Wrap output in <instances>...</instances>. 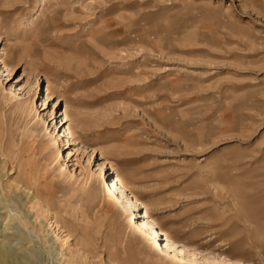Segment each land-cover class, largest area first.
Returning a JSON list of instances; mask_svg holds the SVG:
<instances>
[{"label": "rangeland", "instance_id": "374dc122", "mask_svg": "<svg viewBox=\"0 0 264 264\" xmlns=\"http://www.w3.org/2000/svg\"><path fill=\"white\" fill-rule=\"evenodd\" d=\"M3 206L29 264H264V0H0Z\"/></svg>", "mask_w": 264, "mask_h": 264}, {"label": "bare ground", "instance_id": "6f19581e", "mask_svg": "<svg viewBox=\"0 0 264 264\" xmlns=\"http://www.w3.org/2000/svg\"><path fill=\"white\" fill-rule=\"evenodd\" d=\"M65 134H67V136H69V134L71 135L70 128L65 131ZM113 183H112V187H109L108 189H110L109 191H112V192L114 190L120 191V193L125 197L124 200H125V203H126L125 205L126 206H124V207H125L126 211H131L133 208H135L136 207V202L134 201V199L133 198H128L127 196H125L124 181H123V179L121 178L120 175L117 176L116 178H114ZM20 185H21V188L24 189V195H25V197H24L25 201L22 202L21 205L24 208H28V209L34 211L35 213H38L39 211H41V212L47 214L49 218H47V217L46 218H47V220L48 219H50V220H48L46 224H48L49 225V229L52 230V235H54V239L53 238L52 239L54 241L60 242L63 245V247H64V245H67V243L69 242L68 240H71L70 239L71 233L68 232V231H66V229L64 227H62L61 225H59V223L56 220V216H52V215L49 216V213H51L50 212L51 209H49V204L45 201V199L42 198L41 193L37 192L36 190H33V189L29 188L28 186H25L24 184H22L20 182H18L16 184L15 189L17 190ZM0 209L6 210V212H0V215H3V214L6 215V217H4V219H3V223L4 222L6 223L7 222V219H9L10 216H11V214H10L11 210H9L7 206L0 207ZM9 221H11V220H9ZM34 222H39L36 217L34 218V221L32 219H26V218L23 219V220H21V221H19V223L22 224L24 227H28V225L34 224ZM154 223L157 225V222L154 221ZM3 225L6 226V228L3 230V232L5 233L4 237H6L7 234H8L7 232L8 231H11V230H12L11 231V235L14 234L13 233L14 228L7 226V225H9V222H7L6 224H3ZM48 225H46V226H48ZM62 230H63V233H66V235L64 236L66 239L62 238L63 236L61 237L59 235V233L56 232V231H62ZM82 242H83V240H82ZM95 243L96 242L92 241V244L90 243L91 245H89V246L92 248V246H94ZM79 244H81V243L78 242V243H76L74 245H75V247H78ZM18 245L20 247H17V249H21L22 252L30 249L29 247L28 248H24V246L21 243L11 244L10 241H9V239H7V241L4 239V240H2L0 242V257L2 259V260H0V264H2V263H4V264L5 263H7V264H29V260L30 259H28L26 257H24V259H23V257L20 258V257L17 256V254H15L13 252L14 251L13 248L16 247V246H18ZM72 251L73 252L71 254L73 255V253H75V252H74V250H72ZM79 252H80L79 250H76V253L77 254ZM85 255H86V253H85ZM61 257H62V255H61ZM74 258L75 257H72L70 260L67 259V258H65L64 260L65 261H69V262H67L68 264H73L72 262L74 261L73 260ZM5 260H6V262H5ZM71 260H73V261H71Z\"/></svg>", "mask_w": 264, "mask_h": 264}]
</instances>
